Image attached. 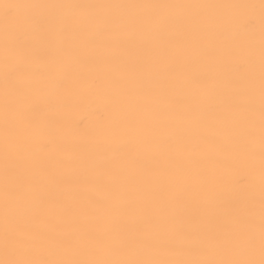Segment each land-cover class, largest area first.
Returning <instances> with one entry per match:
<instances>
[{
	"label": "snow or ice",
	"instance_id": "obj_1",
	"mask_svg": "<svg viewBox=\"0 0 264 264\" xmlns=\"http://www.w3.org/2000/svg\"><path fill=\"white\" fill-rule=\"evenodd\" d=\"M0 264H264V0H0Z\"/></svg>",
	"mask_w": 264,
	"mask_h": 264
},
{
	"label": "bare ground",
	"instance_id": "obj_2",
	"mask_svg": "<svg viewBox=\"0 0 264 264\" xmlns=\"http://www.w3.org/2000/svg\"><path fill=\"white\" fill-rule=\"evenodd\" d=\"M241 23H242V21H241ZM80 115H81L80 113H77L76 116H75V118L78 119L80 117Z\"/></svg>",
	"mask_w": 264,
	"mask_h": 264
}]
</instances>
